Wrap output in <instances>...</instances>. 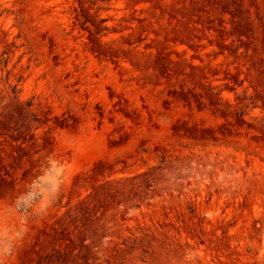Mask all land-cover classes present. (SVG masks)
I'll use <instances>...</instances> for the list:
<instances>
[{"label":"rangeland","instance_id":"obj_1","mask_svg":"<svg viewBox=\"0 0 264 264\" xmlns=\"http://www.w3.org/2000/svg\"><path fill=\"white\" fill-rule=\"evenodd\" d=\"M0 264H264V0H0Z\"/></svg>","mask_w":264,"mask_h":264}]
</instances>
